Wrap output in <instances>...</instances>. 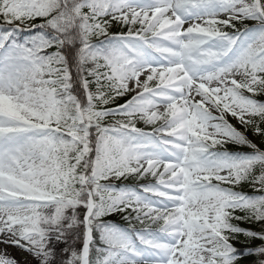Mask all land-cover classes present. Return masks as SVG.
<instances>
[{"label":"snow or ice","instance_id":"obj_1","mask_svg":"<svg viewBox=\"0 0 264 264\" xmlns=\"http://www.w3.org/2000/svg\"><path fill=\"white\" fill-rule=\"evenodd\" d=\"M0 245L264 264V0H0Z\"/></svg>","mask_w":264,"mask_h":264},{"label":"trees","instance_id":"obj_2","mask_svg":"<svg viewBox=\"0 0 264 264\" xmlns=\"http://www.w3.org/2000/svg\"><path fill=\"white\" fill-rule=\"evenodd\" d=\"M122 102V101H121ZM231 150L232 151H239V152H242V150L240 149L239 146H231ZM244 191L248 192V193H251V189L248 188V186H245V188L243 189ZM110 219L113 220L114 223H123L119 217H111ZM241 227H245V228H258V225H249V224H245V223H242L241 224ZM243 239V237H241V240ZM237 248L239 249H243L249 245H246V244H243V243H237L236 244ZM253 258L252 257H244V259L242 260L241 264H250V261L252 260Z\"/></svg>","mask_w":264,"mask_h":264},{"label":"rangeland","instance_id":"obj_3","mask_svg":"<svg viewBox=\"0 0 264 264\" xmlns=\"http://www.w3.org/2000/svg\"><path fill=\"white\" fill-rule=\"evenodd\" d=\"M3 245H0V248H3ZM8 254L15 258L18 264H25L26 260H30L31 258L28 256L27 253L15 248V247H8L7 249Z\"/></svg>","mask_w":264,"mask_h":264}]
</instances>
